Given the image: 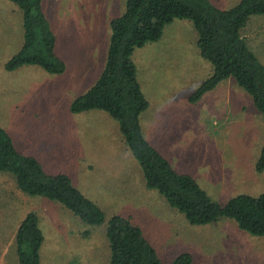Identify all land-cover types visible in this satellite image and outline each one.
<instances>
[{"label": "rangeland", "instance_id": "rangeland-1", "mask_svg": "<svg viewBox=\"0 0 264 264\" xmlns=\"http://www.w3.org/2000/svg\"><path fill=\"white\" fill-rule=\"evenodd\" d=\"M210 1L221 8L238 2ZM41 6L65 69L50 72L33 63L5 68L22 43V13L12 0H0V126L47 171L69 174L106 217L98 224L83 221L54 199L22 192L13 174L0 170V264H19L14 233L29 209L38 214L44 239L37 258L27 255L24 264H109L107 219L118 212L142 227L161 264H171L181 251L191 252L193 264H264V235L224 216L190 223L145 183L115 118L102 109L70 110L102 70L110 19L122 13L125 0H41ZM241 33L264 63V13L251 14ZM196 40L192 22L175 17L157 40L134 47L131 58L148 100L142 126L174 168L194 176L213 199L258 193L264 190V169H255L264 112L233 76L197 101L188 99L212 68Z\"/></svg>", "mask_w": 264, "mask_h": 264}, {"label": "trees", "instance_id": "trees-1", "mask_svg": "<svg viewBox=\"0 0 264 264\" xmlns=\"http://www.w3.org/2000/svg\"><path fill=\"white\" fill-rule=\"evenodd\" d=\"M12 1L22 13L23 39L18 50L5 61V68L33 63L50 72L63 71L66 64L55 51L56 35L41 0ZM256 13H264V0H238L229 8H221L210 0H125L122 13L110 19L106 59L99 76L72 99L70 110L97 108L115 118L128 149L141 166L145 183L182 211L190 223H207L224 216L234 219L242 230L264 235V190L255 194L239 191L219 202L194 176L174 168L152 144L140 120L148 100L131 58L134 47L157 40L165 24L175 17L187 18L196 29L200 54L212 66L188 99L197 101L219 81L233 76L251 95L256 108L264 112V63L241 33L249 16ZM255 169H264V142ZM0 170L12 173L22 192L54 199L83 221L98 224L106 217L103 209L75 186L69 174L47 171L33 154L20 150L1 126ZM106 236L109 264H161L155 246L129 216L112 213L107 219ZM43 239L38 214L29 209L14 233L18 263L24 264L30 254L37 258ZM171 264H193L191 252H179Z\"/></svg>", "mask_w": 264, "mask_h": 264}, {"label": "crops", "instance_id": "crops-1", "mask_svg": "<svg viewBox=\"0 0 264 264\" xmlns=\"http://www.w3.org/2000/svg\"><path fill=\"white\" fill-rule=\"evenodd\" d=\"M91 3V5H93L94 4V2L92 1V2H90ZM91 109H95V108H91ZM97 109V108H96ZM85 110H88V109H85ZM83 111V110H82ZM141 125H142V123H141ZM142 128H143V126H142ZM143 130H144V132H145V134H146V136L148 137V135H150V131L149 130H145L144 128H143ZM147 132V133H146ZM1 182V181H0ZM118 213H121V212H118ZM122 214V213H121ZM25 215V214H24ZM124 215V214H123Z\"/></svg>", "mask_w": 264, "mask_h": 264}]
</instances>
